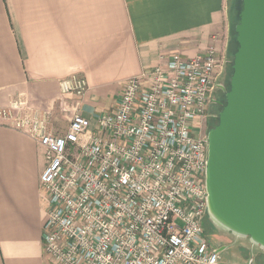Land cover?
Segmentation results:
<instances>
[{
  "label": "built area",
  "instance_id": "built-area-1",
  "mask_svg": "<svg viewBox=\"0 0 264 264\" xmlns=\"http://www.w3.org/2000/svg\"><path fill=\"white\" fill-rule=\"evenodd\" d=\"M219 68L215 46L189 60L174 54L131 78L95 128L81 113L87 80L73 75L61 82V99L80 100L63 110L72 112L64 136L25 95L0 108V125L45 149L43 243L52 264H219L204 227L208 139L196 132Z\"/></svg>",
  "mask_w": 264,
  "mask_h": 264
},
{
  "label": "crops",
  "instance_id": "crops-1",
  "mask_svg": "<svg viewBox=\"0 0 264 264\" xmlns=\"http://www.w3.org/2000/svg\"><path fill=\"white\" fill-rule=\"evenodd\" d=\"M232 0H0V108L25 95L64 136L79 99L61 82L84 76L81 113L96 127L128 81L174 54L192 59L229 33ZM200 125V126H199ZM196 132L201 124H196ZM48 161L30 136L0 125V264H52L41 188Z\"/></svg>",
  "mask_w": 264,
  "mask_h": 264
},
{
  "label": "water",
  "instance_id": "water-1",
  "mask_svg": "<svg viewBox=\"0 0 264 264\" xmlns=\"http://www.w3.org/2000/svg\"><path fill=\"white\" fill-rule=\"evenodd\" d=\"M235 30L230 90L207 136V216L264 250V0H242Z\"/></svg>",
  "mask_w": 264,
  "mask_h": 264
},
{
  "label": "rangeland",
  "instance_id": "rangeland-1",
  "mask_svg": "<svg viewBox=\"0 0 264 264\" xmlns=\"http://www.w3.org/2000/svg\"><path fill=\"white\" fill-rule=\"evenodd\" d=\"M242 0H232L229 17V33L224 37L220 52V76L218 83H224L227 91L230 90L231 77L233 75L234 55L237 51L235 27L238 24V13ZM232 15V16H231ZM231 22V23H230ZM204 136L202 133H200ZM206 236L218 250L223 248L219 255V264H249L251 260L257 262L263 260L264 250L252 244L249 238L237 236L214 223L206 217L204 224ZM261 264V263H260Z\"/></svg>",
  "mask_w": 264,
  "mask_h": 264
},
{
  "label": "flooded vegetation",
  "instance_id": "flooded-vegetation-1",
  "mask_svg": "<svg viewBox=\"0 0 264 264\" xmlns=\"http://www.w3.org/2000/svg\"><path fill=\"white\" fill-rule=\"evenodd\" d=\"M227 93L228 91L226 84H218L214 98L211 101L203 122L201 123L200 133H202L204 136L207 137L208 133L218 125L220 114L226 105ZM220 249L222 250L223 248ZM251 262L252 264H255L253 260H251L249 264H251Z\"/></svg>",
  "mask_w": 264,
  "mask_h": 264
},
{
  "label": "trees",
  "instance_id": "trees-1",
  "mask_svg": "<svg viewBox=\"0 0 264 264\" xmlns=\"http://www.w3.org/2000/svg\"><path fill=\"white\" fill-rule=\"evenodd\" d=\"M241 7H242V1H241V6H240V10H239V13H238V21H239V14H240V11H241ZM232 16V15H231ZM231 23V22H230ZM235 29H236V27H235ZM234 29V31H235V35H236V30ZM236 37H237V35H236ZM236 43H237V41H236ZM237 48H238V44H237ZM263 260H261V261H259V262H257V264H264V257L262 258Z\"/></svg>",
  "mask_w": 264,
  "mask_h": 264
}]
</instances>
